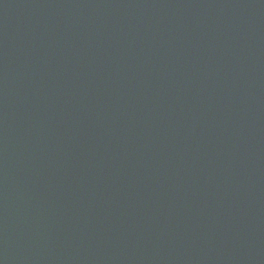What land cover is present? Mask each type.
<instances>
[{
    "label": "water",
    "instance_id": "obj_1",
    "mask_svg": "<svg viewBox=\"0 0 264 264\" xmlns=\"http://www.w3.org/2000/svg\"><path fill=\"white\" fill-rule=\"evenodd\" d=\"M0 264H264V0H0Z\"/></svg>",
    "mask_w": 264,
    "mask_h": 264
}]
</instances>
